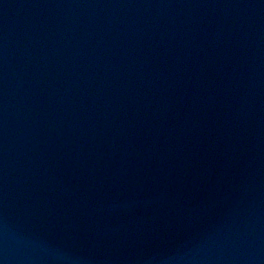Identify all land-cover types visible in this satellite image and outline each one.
<instances>
[{
  "label": "water",
  "instance_id": "water-1",
  "mask_svg": "<svg viewBox=\"0 0 264 264\" xmlns=\"http://www.w3.org/2000/svg\"><path fill=\"white\" fill-rule=\"evenodd\" d=\"M0 264H264V0H0Z\"/></svg>",
  "mask_w": 264,
  "mask_h": 264
}]
</instances>
